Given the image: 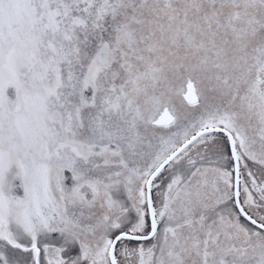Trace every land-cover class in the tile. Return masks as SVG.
<instances>
[{"label":"snow or ice","instance_id":"6c2138e0","mask_svg":"<svg viewBox=\"0 0 264 264\" xmlns=\"http://www.w3.org/2000/svg\"><path fill=\"white\" fill-rule=\"evenodd\" d=\"M0 264H264V0H0Z\"/></svg>","mask_w":264,"mask_h":264}]
</instances>
